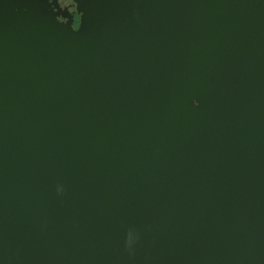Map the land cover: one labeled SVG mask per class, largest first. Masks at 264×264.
Instances as JSON below:
<instances>
[{"label":"water","instance_id":"water-1","mask_svg":"<svg viewBox=\"0 0 264 264\" xmlns=\"http://www.w3.org/2000/svg\"><path fill=\"white\" fill-rule=\"evenodd\" d=\"M0 0V264H264V0Z\"/></svg>","mask_w":264,"mask_h":264},{"label":"flooded vegetation","instance_id":"flooded-vegetation-1","mask_svg":"<svg viewBox=\"0 0 264 264\" xmlns=\"http://www.w3.org/2000/svg\"><path fill=\"white\" fill-rule=\"evenodd\" d=\"M61 22H73L75 29L80 25V16L76 13L74 0H47Z\"/></svg>","mask_w":264,"mask_h":264}]
</instances>
